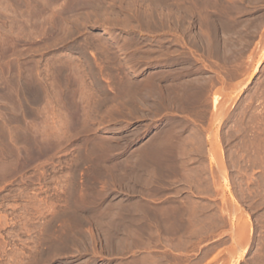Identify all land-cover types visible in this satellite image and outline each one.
<instances>
[{"label":"rangeland","instance_id":"1","mask_svg":"<svg viewBox=\"0 0 264 264\" xmlns=\"http://www.w3.org/2000/svg\"><path fill=\"white\" fill-rule=\"evenodd\" d=\"M158 1L0 0V264H264V0ZM150 81L192 85L158 110ZM139 196L168 224L140 232ZM201 211L224 235L180 241Z\"/></svg>","mask_w":264,"mask_h":264},{"label":"bare ground","instance_id":"2","mask_svg":"<svg viewBox=\"0 0 264 264\" xmlns=\"http://www.w3.org/2000/svg\"><path fill=\"white\" fill-rule=\"evenodd\" d=\"M55 1V0H54ZM67 1V0H66ZM80 1V0H79ZM85 1V0H84ZM104 1V0H103ZM150 1V0H149ZM165 1V0H164ZM164 1H162L161 2V0H159L158 2L160 3V5H162L163 3H164ZM173 1V0H172ZM181 1H183V0H181ZM199 1V0H198ZM203 1V0H202ZM210 1H212V0H210ZM239 1V0H238ZM57 2V1H56ZM69 2V1H68ZM131 2V1H130ZM187 2V1H186ZM189 2V1H188ZM204 2H206V1H204ZM209 2V1H208ZM214 3L216 2V1H213ZM230 2V1H229ZM236 2V1H235ZM55 3V2H54ZM63 3V2H62ZM104 3V2H103ZM166 3V2H165ZM173 3V2H172ZM179 3V2H178ZM17 4V3H16ZM105 4V3H104ZM155 4V3H154ZM153 4V5H154ZM157 4V3H156ZM188 4V3H187ZM202 4V3H201ZM210 4V3H209ZM208 4V5H209ZM213 4V3H212ZM215 4H217V3H215ZM240 4V3H239ZM1 5V4H0ZM36 5V4H35ZM38 5V4H37ZM40 5V4H39ZM47 5V4H46ZM73 5V4H72ZM159 5V4H158ZM190 5H191V3H190ZM205 5V4H204ZM232 5V4H231ZM24 6V5H23ZM91 6V5H90ZM180 6V5H179ZM192 6V5H191ZM198 6V5H197ZM228 6V5H227ZM240 6V5H239ZM26 7V6H25ZM70 7V6H69ZM96 7V6H95ZM125 7V6H124ZM123 7V8H124ZM142 7V6H141ZM152 7V6H151ZM188 7H190V6H188ZM210 7H212L211 5H210ZM215 7V6H214ZM223 7V6H222ZM231 7V6H230ZM229 7V8H230ZM38 8V7H37ZM44 8V7H43ZM56 8H58V7H56ZM63 8V7H62ZM149 8V7H148ZM159 8V7H158ZM205 8V7H204ZM208 8V7H207ZM215 8H217V7H215ZM220 8H221V6H220ZM226 8V7H225ZM31 9V8H30ZM127 9H129V8H127ZM214 9V8H213ZM228 9V8H227ZM232 9V8H231ZM43 10V9H42ZM153 10V9H152ZM208 10V9H207ZM224 10V9H223ZM240 10V9H239ZM147 11V10H146ZM154 11H155V9H154ZM185 12H187L186 10H184ZM206 11V10H205ZM218 11V10H217ZM219 11H220V9H219ZM218 11V12H219ZM226 11V10H225ZM10 12V11H9ZM69 12H71V11H69ZM195 12V11H194ZM203 12V11H202ZM209 12V11H208ZM215 12V11H214ZM221 12V11H220ZM237 12V11H236ZM235 12V13H236ZM102 13V12H101ZM110 13V12H109ZM166 13V12H165ZM190 13V12H189ZM201 13V12H200ZM227 13V12H226ZM229 13V12H228ZM22 14V13H21ZM40 14V13H39ZM147 14V13H146ZM157 14V13H156ZM159 14H161V12L159 13ZM162 14H164V12L162 13ZM188 14V13H187ZM232 14V13H231ZM31 15V14H30ZM29 15V16H30ZM117 15V14H116ZM138 15V14H137ZM169 15V14H168ZM208 15V14H207ZM210 15V14H209ZM4 16V15H3ZM136 16V15H135ZM149 16V15H148ZM157 16V15H156ZM155 16V17H156ZM171 16V15H170ZM192 16V15H191ZM190 16V17H191ZM218 16V15H217ZM51 17V16H50ZM56 17V16H55ZM59 17V16H58ZM62 17V16H61ZM140 17V16H139ZM172 17V16H171ZM175 17H176V15H175ZM182 17V16H181ZM184 17V16H183ZM198 17V16H197ZM2 18V17H1ZM69 18V17H68ZM131 18V17H130ZM137 18V17H136ZM144 18V17H143ZM154 18V17H153ZM156 18H158V17H156ZM166 18V17H165ZM170 18V17H169ZM168 18V19H169ZM172 18H174V16L172 17ZM188 18V17H187ZM201 18V17H200ZM221 18V17H220ZM20 19V18H19ZM59 19V18H58ZM112 18H110V20H111ZM120 19V18H119ZM155 19V18H154ZM162 19V18H161ZM171 19V18H170ZM169 19V20H170ZM175 19V18H174ZM183 19V18H182ZM191 19V18H190ZM218 19V18H217ZM30 20V19H29ZM36 20V19H35ZM66 20V19H65ZM107 20V19H106ZM121 20V19H120ZM125 20V19H124ZM139 20V19H138ZM141 20V19H140ZM146 20V19H145ZM150 20V19H149ZM166 20V19H165ZM199 20V19H198ZM206 20V19H205ZM40 21V20H39ZM95 21V20H94ZM117 21V20H116ZM123 21V20H122ZM153 21V20H152ZM174 21V20H173ZM200 21H202V20H200ZM127 22V21H126ZM154 22V21H153ZM162 22V21H161ZM164 22V21H163ZM180 22V21H179ZM187 22H188V20H187ZM198 22V21H197ZM207 22H209V21H207ZM211 22H212V19H211ZM210 22V23H211ZM19 23V22H18ZM29 23V22H28ZM45 23V22H44ZM129 23V22H128ZM142 23V22H141ZM150 23V22H149ZM174 23H176V22H174ZM180 23H182V22H180ZM221 23V22H220ZM234 23V22H233ZM21 24V23H20ZM142 24H144V23H142ZM184 24V23H183ZM33 25V24H32ZM41 25V24H40ZM64 25V24H63ZM148 25V24H147ZM173 25V24H172ZM195 25V24H194ZM208 25V24H207ZM206 25V26H207ZM210 25V24H209ZM232 25V24H231ZM1 26V25H0ZM6 26V25H5ZM51 26V25H50ZM120 26V25H119ZM145 26H146V23H145ZM153 26H154V24H153ZM164 26V25H163ZM168 26V25H167ZM179 26H180V24H179ZM182 26V25H181ZM202 26H203V24H202ZM225 26H226V24H225ZM14 27H16V26H14ZM24 27V26H23ZM161 26H159V28H160ZM211 27V26H210ZM228 27H230V25L228 26ZM234 27V26H233ZM47 28V27H46ZM146 28H147V26H146ZM170 28V27H169ZM181 28V27H180ZM184 28H185V26H184ZM199 28V27H198ZM213 28V27H212ZM225 28V27H224ZM40 29V28H39ZM165 29V28H164ZM174 29V28H173ZM182 29H183V26H182ZM5 30V29H4ZM21 30V29H20ZM46 30V29H45ZM186 30V29H185ZM206 30V29H205ZM210 30V29H209ZM11 31V30H10ZM50 31V30H49ZM54 31V30H53ZM153 31V30H152ZM156 31H158V30H156ZM172 31V30H171ZM6 32V31H5ZM8 32V31H7ZM29 32V31H28ZM38 32V31H37ZM47 32V31H46ZM46 32H44V33H46ZM55 32V31H54ZM180 32H181V30H180ZM202 32H204V31H202ZM12 33V32H11ZM21 33H22V31H21ZM173 33H175V32H173ZM194 33V32H193ZM196 33V32H195ZM212 33V32H211ZM6 34V33H5ZM4 34V35H5ZM166 34V33H165ZM189 34V33H188ZM199 34V33H198ZM207 34V33H206ZM3 35V34H2ZM39 35V34H38ZM47 35V34H46ZM203 35H205V34H203ZM215 35V34H214ZM6 36V35H5ZM29 36V35H28ZM33 36V35H32ZM61 36V35H60ZM193 36V35H192ZM198 36V35H197ZM18 37V36H17ZM17 37H16V39H17ZM62 37V36H61ZM30 38V37H29ZM48 38H49V36H48ZM97 38V37H96ZM128 38V37H127ZM200 38H201V35H200ZM203 38H205V37H203ZM2 39V38H1ZM6 39V38H5ZM23 39V38H22ZM120 39V38H119ZM124 39V38H123ZM172 39V38H171ZM10 40V39H9ZM19 40V39H18ZM49 40V39H48ZM125 40V39H124ZM196 40V39H195ZM199 40H201V39H199ZM217 40V39H216ZM231 40V39H230ZM1 41V40H0ZM20 41V40H19ZM46 41V40H45ZM94 41V40H93ZM97 41V40H96ZM118 41V40H117ZM135 41V40H134ZM137 41V40H136ZM181 41V40H180ZM26 42V41H25ZM122 42V41H121ZM124 42V41H123ZM163 42V41H162ZM174 42V41H173ZM203 42H204V40H203ZM84 43V42H83ZM87 43V42H86ZM98 43V42H97ZM101 43V42H100ZM117 43V42H116ZM130 43V42H129ZM128 43V44H129ZM132 43V42H131ZM137 43V42H136ZM215 43H217V42H215ZM6 44V43H5ZM11 44H12V41H11ZM80 44V43H79ZM110 44V43H109ZM179 44V43H178ZM3 45V44H2ZM17 45V44H16ZM78 45V44H77ZM93 45V44H92ZM98 45V44H97ZM100 45V44H99ZM226 45H228V44H226ZM4 46V45H3ZM13 46V45H12ZM75 46V45H74ZM103 46V45H102ZM114 46V45H113ZM122 46V45H121ZM214 46V45H213ZM84 47V46H83ZM97 47V46H96ZM207 47V46H206ZM44 48V47H43ZM79 48V47H78ZM82 48V47H81ZM101 48V47H100ZM41 49V48H40ZM164 49V48H163ZM192 49V48H191ZM195 49V48H194ZM197 49V48H196ZM225 49V48H224ZM36 50V49H35ZM38 50V49H37ZM99 50V49H98ZM142 50V49H141ZM154 50V49H153ZM157 50V49H156ZM162 50V49H161ZM178 50V49H177ZM215 50V49H214ZM218 50V49H217ZM20 51V50H19ZM39 51V50H38ZM96 51V50H95ZM102 51V50H101ZM122 51V50H121ZM125 51V50H124ZM213 51V50H212ZM219 51V50H218ZM7 52V51H6ZM66 52V51H65ZM216 53H217V51H215ZM11 53V52H10ZM14 53H15V51H14ZM167 53V52H166ZM176 53V52H175ZM185 53V52H184ZM189 53V52H188ZM196 53H197V51H196ZM203 53V52H202ZM201 53V54H202ZM209 53V52H208ZM13 54V53H12ZM29 54V53H28ZM84 54V53H83ZM86 54V53H85ZM150 54V53H149ZM181 54V53H180ZM219 54V53H218ZM108 55H110V54H108ZM112 55V54H111ZM172 55V54H171ZM178 55V54H177ZM189 55V54H188ZM197 55V54H196ZM216 55V54H215ZM221 55V54H220ZM9 56V55H8ZM19 56V55H18ZM102 56V55H101ZM113 57H115L114 55H112ZM129 56V55H128ZM167 56V55H166ZM180 56V55H179ZM197 56H199V55H197ZM1 57V56H0ZM4 57V56H3ZM112 57V58H113ZM175 57V56H174ZM178 57V56H177ZM221 58H222V56H221ZM96 59V58H95ZM110 59V58H109ZM218 59V58H217ZM3 60V59H2ZM13 60V59H12ZM56 60V59H55ZM60 60V59H59ZM64 60V59H63ZM106 60V59H105ZM135 60V59H134ZM209 60V59H208ZM207 60V61H208ZM37 61V60H36ZM99 61V60H98ZM133 61V60H132ZM145 61V60H144ZM195 61H197V60H195ZM216 61V60H215ZM3 62V61H2ZM22 62V61H21ZM52 62V61H51ZM69 62V61H68ZM88 62V61H87ZM9 63V62H8ZM32 63V62H31ZM30 63V64H31ZM46 63V62H45ZM60 63V62H59ZM215 63V62H214ZM16 64V63H15ZM113 64V63H112ZM139 64V63H138ZM23 65V64H22ZM38 65V64H37ZM55 65V64H54ZM63 65V64H62ZM124 65V64H123ZM123 65H120V66H123ZM200 65V64H199ZM203 65V64H202ZM3 66V65H2ZM1 66V67H2ZM61 66V65H60ZM103 66V65H102ZM126 66V65H125ZM184 66V65H183ZM87 67V66H86ZM94 67V66H93ZM188 67V66H187ZM29 68H30V66H29ZM28 68V69H29ZM116 68V67H115ZM198 68H199V66H198ZM122 69H123V67H122ZM132 69V68H131ZM139 69H141V67L139 68ZM177 69V68H176ZM33 70V69H32ZM48 70V69H47ZM101 70V69H100ZM106 70V69H105ZM112 70H113V66H112ZM135 70V69H134ZM25 71V70H24ZM86 71V70H85ZM114 71V70H113ZM121 71V70H120ZM123 71V70H122ZM163 71V70H162ZM173 71V70H172ZM4 72H5V70H4ZM32 72V71H31ZM52 71H50V73H51ZM60 72H62V71H60ZM117 72V71H116ZM111 73V72H110ZM163 73V72H162ZM7 74V73H6ZM27 74V73H26ZM60 74V73H59ZM72 74V73H71ZM76 74H78V73H76ZM117 74V73H116ZM123 74V73H122ZM121 74V75H122ZM124 74H125V72H124ZM158 74H160L159 72H158ZM174 74V73H173ZM61 75H62V73H61ZM85 75V74H84ZM155 75V74H154ZM105 76V75H104ZM151 76V75H150ZM162 76V75H161ZM188 76V75H187ZM13 77V76H12ZM12 77H11V79H12ZM55 77V76H54ZM60 77V79H61V82L63 81L62 79L63 78H61L62 76H59ZM69 77V76H68ZM75 77V76H74ZM81 77V76H80ZM116 77V76H115ZM120 77V76H119ZM122 77V76H121ZM146 77H148V76H146ZM154 77V76H153ZM160 77V76H159ZM217 77V76H216ZM215 77V78H216ZM4 78V77H3ZM17 78V77H16ZM15 78V79H16ZM86 78V77H85ZM97 78V77H96ZM117 78V77H116ZM123 78H124V76H123ZM198 78H200V77H198ZM219 78V77H218ZM113 79V78H112ZM131 79V78H130ZM148 79V78H147ZM153 79V78H152ZM32 80V79H31ZM65 80V79H64ZM84 80V79H83ZM3 81V80H2ZM33 81V80H32ZM119 81V80H118ZM121 81H123V80H121ZM188 81V80H187ZM195 81V80H194ZM209 81V80H208ZM212 81V80H211ZM217 81V80H216ZM7 82H8V80H7ZM16 82V81H15ZM64 82V81H63ZM75 82H77V81H75ZM124 82V81H123ZM207 82V81H206ZM42 83V82H41ZM49 83V82H48ZM119 83V82H118ZM125 83V82H124ZM180 83V82H179ZM183 83V82H182ZM212 83V82H211ZM53 84V83H52ZM56 84V83H55ZM78 84H79V82H78ZM120 84V83H119ZM173 84V83H172ZM171 84V85H172ZM197 84V83H196ZM205 84V83H204ZM1 85V84H0ZM8 85V84H7ZM14 85V84H13ZM83 85V84H82ZM117 85V84H116ZM168 85H169V83H168ZM174 85H176V84H174ZM191 83H184V84H182V85H179V86H177V87H171L170 89L168 88V89H166V90H164V89H162V88H160L159 86H157V85H155V83L153 82V81H150V82H142L141 84H140V82H138L137 84H132V88L133 89H137V90H140V88L141 89H143V90H146L145 91V94L144 95H146V96H148V97H154V99H156L157 101H158V107H157V109L158 110H169V109H171V106L174 104V103H176V102H178L179 100H181L180 98L178 99V96H179V93H178V90H179V87L182 89L181 91H185V92H189L190 90H189V88L191 87ZM208 85V84H207ZM212 85V84H211ZM214 85H215V83H214ZM25 86V85H24ZM58 86V85H57ZM71 86V85H70ZM103 86V85H102ZM123 86V85H122ZM140 86H143V87H140ZM166 86V85H165ZM32 87V86H31ZM59 87V86H58ZM101 87V86H100ZM144 87H146L145 89H144ZM201 87V86H200ZM16 88V87H15ZM42 88V87H41ZM55 88V87H54ZM53 88V89H54ZM67 88H69V87H67ZM75 88V87H74ZM193 88V87H192ZM211 88V87H210ZM56 89V88H55ZM73 89V88H72ZM77 89V88H76ZM101 89V88H100ZM119 89V88H118ZM204 89V88H203ZM208 89V88H207ZM3 90V89H2ZM33 90V89H32ZM31 90V91H32ZM43 90V89H42ZM199 90L200 89H198V92H199ZM216 90H217V88H216ZM1 91V90H0ZM8 91V90H7ZM12 91V90H11ZM10 91V92H11ZM26 91V90H25ZM76 91H78V89L76 90ZM82 91H84V90H82ZM128 91V90H127ZM215 91V90H214ZM213 91V92H214ZM4 92H5V90H4ZM85 92V91H84ZM195 92V91H194ZM197 92V91H196ZM211 92V91H210ZM61 94H62V92H60ZM69 93V92H68ZM95 93V92H94ZM163 93H164V95H163ZM181 93V92H180ZM191 93V92H190ZM200 93H202V91L200 92ZM203 93H205V92H203ZM216 92H214V96L212 97V102H213V106H214V110L216 111V112H218V105L219 106H221L220 105V103H218V99H219V96H220V94L218 95V93H216ZM2 94V93H1ZM13 94V93H12ZM54 94V93H53ZM4 95V94H3ZM38 95V94H37ZM60 95V94H59ZM71 95V94H70ZM78 95H80V94H78ZM187 95V94H186ZM195 95V94H194ZM205 95H207V93L205 94ZM14 96V95H13ZM94 96V95H93ZM189 97H190V95H188ZM5 97V96H4ZM9 96H7V98H8ZM12 97V96H11ZM76 97V96H75ZM210 97V96H209ZM32 98V97H31ZM57 98V97H56ZM59 98V97H58ZM105 98V97H104ZM194 98V97H193ZM44 99V98H43ZM78 99V98H77ZM187 99V98H186ZM185 99V97H184V99L182 100V101H184V100H186ZM195 99V98H194ZM197 99L199 100V98L197 97ZM209 99V98H208ZM3 100V99H2ZM15 100V99H14ZM13 100V101H14ZM18 100V99H17ZM27 100V99H26ZM29 100V99H28ZM41 100V99H40ZM56 100V99H55ZM66 100V99H65ZM80 100V99H79ZM86 100V99H85ZM84 100V101H85ZM88 100V99H87ZM86 100V101H87ZM90 100V99H89ZM192 100V99H191ZM197 100V101H198ZM207 100V99H206ZM205 100V101H206ZM10 101V100H9ZM31 101V100H30ZM98 101V100H97ZM126 101V100H125ZM130 101V100H129ZM181 101V102H182ZM193 101V100H192ZM196 101V100H195ZM203 101V100H202ZM204 101V102H205ZM3 102V101H2ZM27 102V101H26ZM58 102V101H57ZM73 102V101H72ZM77 102V101H76ZM109 102V101H108ZM136 102V101H135ZM194 102V101H193ZM203 102V103H204ZM220 102V101H219ZM30 103V102H29ZM146 103V102H145ZM179 103V102H178ZM188 103H190L189 101H188ZM187 103V104H188ZM199 103V102H198ZM201 103V102H200ZM218 103V104H217ZM11 104H12V102H11ZM72 104V103H71ZM102 104V103H101ZM123 104V103H122ZM208 104V103H207ZM212 104V103H211ZM67 105V104H66ZM73 105V104H72ZM82 105H84V104H82ZM184 105H186V104H184ZM190 105V104H189ZM188 105V106H189ZM196 105V104H195ZM202 105V104H201ZM30 106V105H29ZM43 106V105H42ZM41 106V107H42ZM74 106V105H73ZM81 106V105H80ZM86 106V105H85ZM125 106V105H124ZM197 106H199V105H197ZM9 107V106H8ZM31 107V106H30ZM59 107V106H58ZM82 107V106H81ZM97 107V106H96ZM99 107V106H98ZM139 107V106H138ZM178 107H179V105H178ZM185 107V106H184ZM206 107V106H205ZM52 108V107H51ZM56 108V107H55ZM74 108V107H73ZM182 108V107H181ZM190 108V107H189ZM192 108H193V106H192ZM211 108V109H212ZM18 109V108H17ZM65 109V108H64ZM84 109H85V107H84ZM185 109V108H184ZM191 109V108H190ZM43 110V109H42ZM189 110V109H188ZM193 110V109H192ZM18 111H19V109H18ZM65 111H67V110H65ZM79 111V110H78ZM179 111V110H178ZM191 111V110H190ZM210 111V110H209ZM213 111V110H212ZM40 112V111H39ZM52 112V111H51ZM155 112V111H154ZM66 113V112H65ZM77 113V112H76ZM81 113V112H80ZM99 113V112H98ZM149 113V112H148ZM168 113V112H167ZM211 113V112H210ZM213 113V112H212ZM215 113V112H214ZM96 114V113H95ZM111 114V113H110ZM115 114V113H114ZM168 114H170V113H168ZM22 115V114H21ZM31 115V114H30ZM75 115V114H74ZM74 115H73V117H74ZM155 115V114H154ZM214 115V114H213ZM16 116V115H15ZM40 116V115H39ZM71 116V115H70ZM81 116V115H80ZM88 116V115H87ZM118 116V115H117ZM122 116V115H121ZM169 116V115H168ZM176 116V115H175ZM216 116V115H215ZM94 117V116H93ZM103 117V116H102ZM4 118V117H3ZM34 118V117H33ZM40 118H42V117H40ZM54 118V117H53ZM71 118V117H70ZM215 118V117H214ZM19 119V118H18ZM29 119V118H28ZM39 119V118H38ZM63 119V118H62ZM77 119V118H76ZM84 119V118H83ZM36 120V119H35ZM2 121V120H1ZM10 121H11V119H10ZM201 121V120H200ZM38 122V121H37ZM91 122V121H90ZM185 122V121H184ZM209 122H211V121H209ZM8 123V122H7ZM36 123V122H35ZM39 123V122H38ZM213 123V122H212ZM31 124V123H30ZM77 124V123H76ZM184 124V123H183ZM11 125V124H10ZM13 125V124H12ZM17 125V124H16ZM15 125V126H16ZM70 125V124H69ZM177 125V124H176ZM207 125V124H206ZM68 126V125H67ZM30 127V126H29ZM64 127V126H63ZM13 129H14V127H12ZM67 128V127H66ZM77 128H79V127H77ZM94 128V127H93ZM12 129V130H13ZM30 129H31V127H30ZM74 129V128H73ZM96 129V128H95ZM36 130V129H35ZM76 131V130H75ZM1 132V131H0ZM38 132V131H37ZM167 132V131H166ZM178 132H179V130H178ZM19 133V132H18ZM30 133V132H29ZM158 133V132H157ZM202 133V132H201ZM1 134V133H0ZM9 134V133H8ZM36 134V133H35ZM39 134V133H38ZM162 134V133H161ZM169 135H170V133H169ZM6 136V135H5ZM168 136V135H167ZM174 136V135H173ZM175 138H177L176 136H175ZM5 139V138H4ZM24 139V138H23ZM165 139V138H164ZM184 139V138H183ZM31 140V139H30ZM41 140V139H40ZM39 140V141H40ZM68 140V139H67ZM168 140V139H167ZM176 140H178V139H176ZM61 141V140H60ZM187 140H185V144L188 142H186ZM199 141V140H198ZM31 142V141H30ZM29 142V143H30ZM44 142V141H43ZM45 143V142H44ZM162 138H161V136L159 135H157L155 138H153L152 140H150V141H148V143L146 144V147H149L148 149L149 150H151V149H155V148H158V147H161L162 146ZM41 144V143H40ZM164 144V143H163ZM11 145V144H10ZM46 145V144H45ZM175 145V144H174ZM13 146V145H12ZM42 146V145H41ZM117 146V145H116ZM171 146V145H170ZM180 146V145H179ZM114 147V146H113ZM141 147V146H140ZM164 147V146H163ZM175 147V146H174ZM178 147V146H177ZM185 147V146H184ZM183 147V148H184ZM12 148V147H11ZM19 148V147H18ZM118 148V147H117ZM142 148V147H141ZM162 148V147H161ZM181 148V147H180ZM179 148V149H180ZM147 149V150H148ZM163 149V148H162ZM161 149V150H162ZM169 149H170V147H169ZM177 149V148H176ZM4 150V149H3ZM42 150V149H41ZM181 150H182V148H181ZM184 150V149H183ZM14 151V150H13ZM19 151V150H18ZM27 151V150H26ZM42 151H44V150H42ZM164 151V150H163ZM2 152V151H1ZM9 152V151H8ZM12 152V151H11ZM176 152V151H175ZM180 152V151H179ZM6 153V152H5ZM18 153V152H17ZM153 153V152H152ZM165 153V152H164ZM181 153V152H180ZM185 153V152H184ZM183 153V154H184ZM166 154V153H165ZM178 155H179V153H177ZM17 155V154H16ZM143 156H145V155H143ZM155 156V155H154ZM16 157V156H15ZM152 157V156H151ZM177 157V156H176ZM175 157V158H176ZM180 157H181V155H180ZM27 158V157H26ZM153 158V157H152ZM3 159V158H2ZM14 159V158H13ZM165 159V158H164ZM151 160V159H150ZM159 160V159H158ZM170 160V159H169ZM1 161V160H0ZM15 161V160H14ZM160 162V161H159ZM172 162V161H171ZM177 162V161H176ZM181 162V161H180ZM175 163V162H174ZM183 163H184V161H183ZM145 164H147L146 162H145ZM165 164V163H164ZM180 164V163H179ZM153 164L152 163H148V166H152ZM159 166V165H158ZM184 166V165H183ZM154 167V166H153ZM185 168V167H184ZM180 171V170H179ZM184 171V170H183ZM183 171H182V173H183ZM181 172V171H180ZM150 173V172H149ZM166 173V172H165ZM178 174V173H177ZM175 175V174H174ZM180 175V174H179ZM183 175V174H182ZM122 177V176H121ZM180 177V176H179ZM185 177V176H184ZM183 177V178H184ZM174 178V177H173ZM176 178H178V177H176ZM175 178V179H176ZM181 178V177H180ZM185 179V178H184ZM119 180V179H118ZM138 180H140V179H138ZM178 180V179H177ZM173 181V180H172ZM121 182V181H120ZM146 182V181H145ZM113 183V182H112ZM139 184V183H138ZM148 184V183H147ZM137 185V184H136ZM85 187V186H84ZM108 187V186H107ZM129 187V186H128ZM77 188V187H76ZM110 188V187H109ZM155 188V187H154ZM83 189V188H82ZM131 189V188H130ZM158 189V188H157ZM73 190H74V188H73ZM94 190V189H93ZM129 190V189H128ZM179 190V189H178ZM178 190H177V192H178ZM162 191V190H161ZM69 192V191H68ZM108 192V191H107ZM181 192V191H180ZM95 193V192H94ZM99 193V192H98ZM79 194V193H78ZM120 194V193H119ZM138 194V193H137ZM69 195V194H68ZM76 195H77V193H76ZM80 195V194H79ZM89 195H91V194H88V196ZM97 195H99V194H97ZM74 196V195H73ZM129 196V195H128ZM137 196V195H136ZM132 198H133V196H132ZM139 198H140V196H139ZM92 199H93V196H92ZM135 199V198H134ZM91 200V199H90ZM92 201V200H91ZM150 201V200H149ZM143 204V203H142ZM184 204V203H183ZM140 199H138V200H136V201H134L130 206H122V207H120L119 209L121 210V211H127L128 213L127 214H129V211H131V212H135V214H134V216H135V218H133V221L134 222H136V223H138L139 225H140V215L142 214H140ZM143 206V205H142ZM109 207V206H108ZM114 207V206H113ZM117 207V206H116ZM115 207V208H116ZM141 208H143V207H141ZM149 209V208H148ZM152 209V208H151ZM157 209V208H156ZM159 209V208H158ZM108 211V210H107ZM148 211V210H147ZM163 211H165L164 209H163ZM116 212V211H115ZM156 212V211H155ZM160 212V211H159ZM114 213V212H113ZM117 213V212H116ZM157 213V212H156ZM120 214V213H119ZM126 214V215H127ZM147 214V213H146ZM157 214H160V213H157ZM125 215V214H124ZM117 216V215H116ZM163 216H165V214H163ZM186 216V215H185ZM131 217V216H130ZM144 216H142V218H143ZM121 218V217H120ZM147 218H149V216H147ZM166 217H164V219H165ZM110 219V218H109ZM124 219H126V218H124ZM144 219H146V218H144ZM154 219V218H153ZM159 219H163V218H158V220ZM122 221V220H121ZM132 221V220H131ZM147 221V220H146ZM146 221H144V222H146ZM149 221V220H148ZM151 221V220H150ZM161 221V220H160ZM163 221V220H162ZM168 221H170V220H168ZM118 222V221H117ZM142 222V221H141ZM154 223H155V221H153ZM151 223V222H148V224H154V223ZM167 221H165V222H163V223H166ZM157 223V222H156ZM163 223H161V224H163ZM108 224V223H107ZM121 224V223H120ZM146 224V223H145ZM144 224V225H145ZM166 224H168V223H166ZM123 225V224H122ZM128 225V224H127ZM133 225V224H132ZM147 225V224H146ZM159 225V224H158ZM113 226V225H112ZM121 226V225H120ZM115 227V226H114ZM136 227V226H135ZM145 227V226H144ZM162 227V226H161ZM172 227V226H171ZM191 227V226H190ZM106 228V227H105ZM110 228V227H109ZM131 228V227H130ZM134 228V227H133ZM142 228V227H141ZM147 228V227H146ZM166 228V227H165ZM182 228V227H181ZM188 228V227H187ZM135 229V228H134ZM149 229V228H148ZM173 229V228H172ZM180 229V228H179ZM167 230V229H166ZM171 230V229H170ZM125 231V230H124ZM131 231H133V230H131ZM130 231V232H131ZM168 231V230H167ZM166 231V232H167ZM190 231V230H189ZM192 231V230H191ZM109 232V231H108ZM126 232H127V230H126ZM135 232H137V231H135ZM141 232V231H140ZM171 232V231H170ZM174 232V231H173ZM183 232V231H182ZM188 232V231H187ZM193 232V231H192ZM148 233V232H147ZM146 233V234H147ZM169 233V232H168ZM174 234V233H173ZM188 234H190V233H188ZM195 234V233H194ZM130 235H131V233H130ZM155 235V234H154ZM89 236V235H88ZM135 236V235H134ZM144 237V236H143ZM147 237V236H146ZM150 237H152V236H150ZM169 237V236H168ZM187 237V236H186ZM89 238V237H88ZM138 238V237H137ZM172 238V237H171ZM181 238V237H180ZM190 238V237H189ZM140 240V239H139ZM109 241V240H108ZM142 241V240H141ZM158 242V241H157ZM120 243V242H119ZM144 243V242H143ZM151 243V242H150ZM149 243V244H150ZM159 243V242H158ZM177 243V242H176ZM179 243V242H178ZM156 245H157V243H156ZM185 245V244H184ZM126 246V245H125ZM131 245H129V247H130ZM151 246V245H150ZM153 246V245H152ZM132 247V246H131ZM128 248V247H127ZM161 248V247H160ZM124 249H126V248H124ZM117 250H118V248H117ZM127 250V249H126ZM147 250V249H146ZM128 251V250H127ZM174 251V250H173ZM116 252V251H115ZM150 252V251H149ZM165 252V251H164ZM184 255V254H183ZM151 260V259H150ZM144 263V262H143ZM147 263V262H146ZM170 264V263H169ZM174 264V263H173Z\"/></svg>","mask_w":264,"mask_h":264},{"label":"crops","instance_id":"3","mask_svg":"<svg viewBox=\"0 0 264 264\" xmlns=\"http://www.w3.org/2000/svg\"><path fill=\"white\" fill-rule=\"evenodd\" d=\"M146 161H153L154 163H156L157 165H159L160 163L157 160H150V159H146V160H140V168H148L147 166L144 165V162ZM158 167V166H157ZM143 199L142 197H140V200ZM140 231L143 230V227L145 226L148 228H154L156 226H158V224L160 225L162 222H165L169 220V218H163V219H159L158 218H162L160 216H158V214L156 213L158 209H156V207H152L147 203H140ZM143 205V206H142ZM181 206V205H179ZM143 207V208H141ZM149 208V209H148ZM152 208V209H151ZM148 210V211H147ZM156 211V212H155ZM147 213V214H146ZM186 215V216H185ZM142 216H144L142 218ZM147 216H149V218H147ZM220 214L219 213H209V212H204L201 211V213H181L178 218L176 219V222L178 223V225L180 226V229L178 230V232L180 233L179 239L180 241H184L186 244L188 241H191V239L194 236H198L200 234L206 233L208 234L209 232L212 233V237L210 238L209 241H216L218 240L220 237H222L224 235V229L219 228L218 225V219H220L223 222V217L221 216V218L219 217ZM146 218V219H144ZM154 218V219H153ZM147 220V221H146ZM149 220V221H148ZM151 220V221H150ZM161 220V221H160ZM163 220V221H162ZM142 221V222H141ZM146 221V222H144ZM155 221V223L153 222ZM213 221L216 223L215 227H212L210 229V225L209 222ZM148 222H153L154 224H148ZM157 222V223H156ZM147 225H146V224ZM145 224V225H144ZM223 224V223H222ZM221 224V225H222ZM191 226V227H190ZM142 227V228H141ZM182 227V228H181ZM188 227V228H187ZM142 229V230H141ZM190 230V231H189ZM193 232H192V231ZM183 231V232H182ZM188 231V232H187ZM190 233V234H188ZM195 233V234H194ZM187 236V237H186ZM181 237V238H180ZM190 237V238H189ZM208 243V242H207ZM206 244V243H205ZM205 244H202V246H204ZM138 260H140V258H138ZM140 264H144L142 261H139ZM154 264H166L164 263V261H161L159 263H154Z\"/></svg>","mask_w":264,"mask_h":264}]
</instances>
